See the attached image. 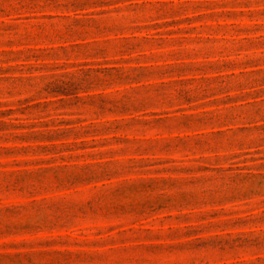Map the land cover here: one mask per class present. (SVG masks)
<instances>
[{
  "label": "rangeland",
  "instance_id": "rangeland-1",
  "mask_svg": "<svg viewBox=\"0 0 264 264\" xmlns=\"http://www.w3.org/2000/svg\"><path fill=\"white\" fill-rule=\"evenodd\" d=\"M0 264H264V0H0Z\"/></svg>",
  "mask_w": 264,
  "mask_h": 264
}]
</instances>
